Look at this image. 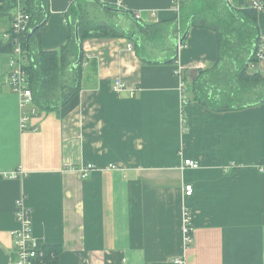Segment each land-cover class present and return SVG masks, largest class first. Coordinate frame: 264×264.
I'll return each instance as SVG.
<instances>
[{"label": "crops", "instance_id": "0c3cea01", "mask_svg": "<svg viewBox=\"0 0 264 264\" xmlns=\"http://www.w3.org/2000/svg\"><path fill=\"white\" fill-rule=\"evenodd\" d=\"M83 1L50 0L43 50L67 43L80 13L66 14L79 2L96 23L119 16L111 25L121 35L141 38L137 23L161 24L142 55L161 63L145 64L126 37L88 39L80 104L65 118L38 112L23 130L7 80L11 55L0 53V264L17 259L12 233L21 228V200L38 247L61 248L56 264H175L182 256L186 264H264V103L215 112L194 100L193 83L219 63L215 31L191 25L180 45L186 30L179 31L173 0ZM255 1L234 7L252 9ZM186 2L196 3L202 24L218 22L222 3L211 12L204 1ZM258 25L264 42V13ZM10 28L0 20V33ZM175 55L177 63L165 64ZM257 69L264 78V59ZM185 160L199 168L182 169ZM89 165L95 168L85 176ZM12 173L19 178L9 179Z\"/></svg>", "mask_w": 264, "mask_h": 264}, {"label": "trees", "instance_id": "16d2710c", "mask_svg": "<svg viewBox=\"0 0 264 264\" xmlns=\"http://www.w3.org/2000/svg\"><path fill=\"white\" fill-rule=\"evenodd\" d=\"M186 1L188 0L182 4L179 19L176 22L179 31L183 33L190 23L192 26L214 30L220 56L217 67L207 72L209 73L207 77L205 72L201 73L199 79L193 83L195 102L215 112L241 110L264 103V78L257 69L260 63L257 53L262 42L258 13L254 9L239 10L226 0H201L205 2L204 10L211 12L219 9L216 7L217 4H223L218 22L202 24L199 19L201 10L195 2ZM83 2L92 4L98 1L84 0ZM20 4L25 13L30 15L29 29L39 27L31 39H29V32L20 38L23 52L28 58L24 68L38 112H55L59 118H65L80 104L86 54L83 51L80 57L76 41L77 30L82 44L93 38L122 39L126 37L134 42L136 53L145 64L161 63L150 61L142 56L143 47L148 44V40L153 38V35L156 36L160 32L161 24L146 26L137 23L136 26L144 32L141 38H137L135 31L121 35L114 28L115 26L108 23H96L90 19L81 9L79 2H76L71 11L66 14L69 20L73 13H80L73 22L69 23L67 43L56 51L43 50L41 36L50 15V0H0V20L11 21V28L6 31L11 35L10 39L5 40L6 33H0V53L9 54L14 49L16 34L12 30V21L16 8ZM126 15L133 17L132 13L127 12ZM177 62L178 56L175 55L173 61L169 63L166 61L165 64ZM44 254L47 264H56L61 248L48 247L44 249Z\"/></svg>", "mask_w": 264, "mask_h": 264}, {"label": "built area", "instance_id": "2783aa9c", "mask_svg": "<svg viewBox=\"0 0 264 264\" xmlns=\"http://www.w3.org/2000/svg\"><path fill=\"white\" fill-rule=\"evenodd\" d=\"M185 0H173L172 8L179 15L181 11L182 4ZM230 5L234 6L235 0H226ZM252 9H254L258 14L264 13V0H257L254 2ZM134 17L139 20L140 15L138 13L134 14ZM30 15L25 13L22 5H18L16 11L13 15L12 30L16 34L14 49L11 53V61L8 67L7 80L12 90L19 97V107L21 113V127L23 130L28 129L29 122L33 117H36L38 110L34 105L33 93L29 86L28 75L24 68L28 58L25 56L22 47L21 37L26 32H29L30 28ZM11 35L9 33L4 34V39H10ZM132 48V45L129 46ZM260 49L258 50V59H264V42H261ZM178 79H181V90L186 91V85L182 79V72L178 68L175 71ZM114 88L117 91L122 90L123 85L120 81H116ZM182 92V93H183ZM95 167L89 165L84 169L85 176L92 171ZM192 168L198 169L199 163L193 160H185L182 169ZM260 171L264 173V164L260 165ZM9 179H18V173H12L8 176ZM186 197H191L193 195V186L188 185L185 187ZM16 218L19 222L21 228L12 233L13 246L16 251L17 259L15 264H46L44 261V250L38 247L37 241L35 240L33 234V221L31 217V211L27 209L23 201H19L17 204ZM189 216L185 214V226H184V237L185 245L189 246L192 243L193 238L189 226ZM175 264H186L185 257H177L175 259Z\"/></svg>", "mask_w": 264, "mask_h": 264}, {"label": "water", "instance_id": "95a60500", "mask_svg": "<svg viewBox=\"0 0 264 264\" xmlns=\"http://www.w3.org/2000/svg\"><path fill=\"white\" fill-rule=\"evenodd\" d=\"M109 10H111V9H109ZM113 11H115V10H113ZM116 12H117V11H116ZM118 12H120V11H118ZM38 30H39V27H38V26H37V27H34V28H32V29H30V30H29V39H31V37H32V36H33ZM190 30H191V23L188 25V27H187L185 33L183 34V36L180 37V38H181V39H180V43H179L180 45H182V44L185 42V40L187 39V37H188V35H189ZM76 41H77L78 46H79L80 57H82V54H83V44L81 43V40H80V38H79L78 30L76 31ZM77 64H78V63H77Z\"/></svg>", "mask_w": 264, "mask_h": 264}, {"label": "rangeland", "instance_id": "374dc122", "mask_svg": "<svg viewBox=\"0 0 264 264\" xmlns=\"http://www.w3.org/2000/svg\"><path fill=\"white\" fill-rule=\"evenodd\" d=\"M109 15H111L110 17H113V14H108V15H104V17H109ZM119 16H114L113 18L109 19V24H114V21L116 22L118 20ZM113 19V21H112ZM98 20H102L100 18H98ZM115 28V27H114ZM117 31H119L118 27L115 28Z\"/></svg>", "mask_w": 264, "mask_h": 264}]
</instances>
